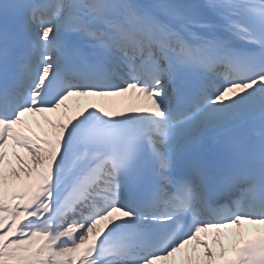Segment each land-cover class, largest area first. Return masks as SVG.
<instances>
[{
  "label": "snow or ice",
  "instance_id": "obj_1",
  "mask_svg": "<svg viewBox=\"0 0 264 264\" xmlns=\"http://www.w3.org/2000/svg\"><path fill=\"white\" fill-rule=\"evenodd\" d=\"M245 224L264 226V0L0 2V264H264V229L227 254Z\"/></svg>",
  "mask_w": 264,
  "mask_h": 264
},
{
  "label": "bare ground",
  "instance_id": "obj_2",
  "mask_svg": "<svg viewBox=\"0 0 264 264\" xmlns=\"http://www.w3.org/2000/svg\"><path fill=\"white\" fill-rule=\"evenodd\" d=\"M80 101V103L78 104L77 101ZM68 105V115H72L74 114L78 107L82 106L83 104V99L82 98H78V97H70L66 102ZM104 103L106 104L107 107L110 108H123L124 107V101L123 98L121 97H109V98H105ZM51 116H49L52 120H53V115L50 114ZM25 119L29 122V125L31 126L33 132L40 134L42 132H50L52 129L50 127V125H47L44 123V121L41 118V114H26ZM56 119H54L55 121ZM37 121L39 123H37ZM9 154H11L12 152V147H11V142L9 144V147L6 149ZM19 150L18 152H20L21 155H26L24 153L23 149L17 148L16 151ZM15 163V161H13ZM102 226V225H101ZM256 225H252V224H245L244 228L242 230H237L234 226L233 228H231V231L229 234H235L237 231H240L242 233V235L240 236H235V235H229L227 239L224 240V244H225V248L230 247L233 242H235V240H237L239 237L244 236V234H246V232L255 227ZM164 264V262L162 263Z\"/></svg>",
  "mask_w": 264,
  "mask_h": 264
},
{
  "label": "rangeland",
  "instance_id": "obj_3",
  "mask_svg": "<svg viewBox=\"0 0 264 264\" xmlns=\"http://www.w3.org/2000/svg\"><path fill=\"white\" fill-rule=\"evenodd\" d=\"M57 113H58V112H57ZM57 113H55V114L57 115ZM59 113H61V114H58L59 116L62 115V112H59Z\"/></svg>",
  "mask_w": 264,
  "mask_h": 264
}]
</instances>
